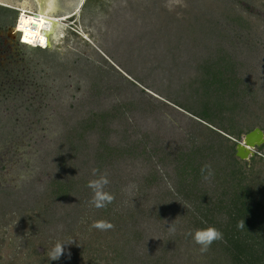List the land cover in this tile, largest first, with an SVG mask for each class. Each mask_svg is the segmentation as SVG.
<instances>
[{
    "label": "rangeland",
    "instance_id": "rangeland-1",
    "mask_svg": "<svg viewBox=\"0 0 264 264\" xmlns=\"http://www.w3.org/2000/svg\"><path fill=\"white\" fill-rule=\"evenodd\" d=\"M17 5L34 9L32 2L0 0L1 7L12 10L0 14V50L7 48L0 59V264H87L89 257L106 264L114 248L127 244L151 261L162 254L159 242L175 237L167 254L174 256L171 264H230L221 251L202 252L182 234L188 223L179 220L180 208L153 219L149 210L159 204L157 197L147 193L139 204L135 201L129 180L141 174L139 164L112 160L93 167L92 150L105 134L119 145L144 135L151 146L172 151L192 133L199 135L194 117L170 101L197 107L194 81L202 64L219 56L236 62V85L242 90L232 100L223 99L233 106L222 109L223 121L237 122L239 134L232 140L242 138L245 126L264 127V0H112L99 12L83 14L79 35L66 30L61 40V27L48 50L35 54L18 48ZM103 111L112 114L111 124L84 123ZM250 159L252 174L264 179V146ZM96 167L111 178L121 175L113 189L115 197L120 193L116 203L121 198L131 212L139 206L149 213L140 210L126 220L116 216L109 221L111 229L94 228L100 220L91 211L93 192L85 182L98 178ZM84 171L80 191L87 188L90 197L50 200L53 179L67 181L69 173L78 177ZM75 198L88 202L90 212L82 210L71 228ZM62 240L72 241L64 243L59 259L50 260V250ZM108 242L112 248L107 249Z\"/></svg>",
    "mask_w": 264,
    "mask_h": 264
},
{
    "label": "trees",
    "instance_id": "trees-1",
    "mask_svg": "<svg viewBox=\"0 0 264 264\" xmlns=\"http://www.w3.org/2000/svg\"><path fill=\"white\" fill-rule=\"evenodd\" d=\"M8 12L12 13V10L0 6V14ZM17 44L21 50L24 49L34 54L48 50V47L41 49L22 43ZM5 50H7L5 46L2 51L0 50V59ZM7 56H12V54ZM235 63L219 56L217 61L202 64L200 78L194 81L192 87L194 94L198 96L197 107L192 106V102L191 104H179L177 101L169 100L194 117L201 130L199 135L192 133L190 141L179 146L175 151L170 148V151L167 150L168 148L159 149L151 146L144 135L139 136L135 143L113 144L109 142L105 132L104 138L98 140L93 146L92 154L93 162H95L93 167L100 163L102 165L109 163L112 160H119V162L129 160L133 165L139 164L141 174L130 178L129 181L134 185L133 191L137 193L134 199L138 204L147 193L155 195L159 200V204L154 210H149L152 211L153 219L164 218L167 210L178 207L180 208L179 220L188 223L187 228L182 229L183 235L197 228L213 226L223 235L221 240L212 243L209 247L211 250L221 251L230 264H264V179L252 174L253 159L240 160L235 156L236 142L232 140V137L234 134L237 136L239 134L235 128L237 122L232 121L231 118L224 122L221 113L222 109H233V106L227 107L224 104V97L232 100L238 91H242L236 85L238 80L237 73H234ZM217 95L219 98H215ZM193 97L191 96V101H193ZM235 103L230 104L236 106ZM111 116L112 114L107 111L92 113L84 123L95 127H104L105 124L112 123ZM245 127L247 130L245 133H247L258 126ZM259 128L264 131V127ZM69 136L65 140L68 146L73 148L71 136ZM145 136L147 135L145 134ZM101 137L100 134L99 138ZM79 138L77 137V139ZM263 146L264 143L260 147ZM73 152L75 153L76 150ZM81 156L86 158L85 161L89 158L85 148ZM83 164L86 165V162ZM85 167L83 166V168ZM98 171L99 175L103 174L101 168ZM86 174L88 172L84 171L77 177L75 173H69L67 181L63 178L53 179L47 191L48 197L51 201H53L52 199L74 196L79 198L81 193L82 197H90L92 194L87 188L83 189L84 192L80 191L82 189L80 178ZM120 177L121 175L118 174H114V178L108 177L111 181L107 185V191L111 194H113V189H116L115 186L121 184ZM85 184L87 185V182ZM155 188L156 191H154ZM119 195L120 193L116 197L118 198ZM116 197L104 208L92 206L91 211L94 210L93 212L99 220L104 221L106 218L111 221L115 220L116 216L119 219H130L138 216L140 210H144L136 206V210H132L133 214L129 207L122 206L124 201L121 198H119L121 202L116 203ZM77 198L73 200L72 207L75 217L70 218L71 225L68 222L71 228L77 225L78 219H80L78 216L83 213L82 210L90 212L87 206L88 202L84 203ZM39 202L41 201L39 200ZM144 211H146L144 215L149 213L147 210ZM171 214L173 213L171 212ZM67 220L69 221V219ZM137 235L139 234L136 232V236H132L131 239L136 241ZM174 239L159 242L161 246L158 249L162 254L158 259L144 261L145 257L137 256L135 245L127 244L124 245L123 250L114 248L112 256L105 257L108 260L106 264H171L175 261L172 259L174 256H167V254L170 251V244L178 240L177 237ZM105 246L107 249L112 248L109 242ZM126 246L130 248L127 249ZM107 249L103 250L107 251ZM85 250L90 253L88 246ZM86 260L87 264H98V261L103 259L89 257Z\"/></svg>",
    "mask_w": 264,
    "mask_h": 264
},
{
    "label": "flooded vegetation",
    "instance_id": "flooded-vegetation-1",
    "mask_svg": "<svg viewBox=\"0 0 264 264\" xmlns=\"http://www.w3.org/2000/svg\"><path fill=\"white\" fill-rule=\"evenodd\" d=\"M14 1L18 2V3H20V2H32L33 6H34L33 7L34 9L32 11H30L31 9H27L26 7L25 8L19 7L17 5L15 8L16 14H17L16 18H18L19 13H21L22 8H24L26 13L31 15V16H34V18L36 15H39V14L41 15L43 13L46 16L45 19L47 22H51V23L61 22V23H58V24H61V26L63 28V33L60 36L61 40L65 37V35L67 33L66 30L72 31L73 34H75L76 36L79 35V31L80 32L82 31L81 18L83 17L84 13L99 12L102 9L101 7L106 6L108 3H110V1L112 2V0H110V1H108V0H46V2H48V4L50 3V7H47L43 10L42 7L39 8V6L43 5L44 0H14ZM61 6H63V7H61ZM19 9H20V11H19ZM15 22H16V20H15ZM15 24H17V23H15ZM44 31L45 30L41 28V32L44 33ZM45 35H47V34H45ZM51 45H52V42H49L48 48Z\"/></svg>",
    "mask_w": 264,
    "mask_h": 264
},
{
    "label": "clouds",
    "instance_id": "clouds-1",
    "mask_svg": "<svg viewBox=\"0 0 264 264\" xmlns=\"http://www.w3.org/2000/svg\"><path fill=\"white\" fill-rule=\"evenodd\" d=\"M48 43H49V39H48ZM97 171L98 169H94L93 174L95 175ZM201 171L203 172L204 169L202 168ZM109 182L110 181L106 173L99 175L98 178L96 179L87 181L86 186L90 188L93 192L91 204L95 208H104L107 204L112 203L113 200L115 199L113 194H111L108 191H105V186L108 185ZM92 226L97 229L105 230V229H111L113 227V224L109 221L100 220V221L94 222ZM186 235L191 236L194 243L199 245L200 250L204 252L208 250V248L212 245L214 241L221 240L223 234L217 228L213 226H209L206 228H197L195 230L189 231L188 233H186ZM71 241L70 240L58 241L54 245V247L50 250V254L48 258L50 260L59 259V257L61 256L63 252L64 243L71 242Z\"/></svg>",
    "mask_w": 264,
    "mask_h": 264
},
{
    "label": "bare ground",
    "instance_id": "bare-ground-1",
    "mask_svg": "<svg viewBox=\"0 0 264 264\" xmlns=\"http://www.w3.org/2000/svg\"><path fill=\"white\" fill-rule=\"evenodd\" d=\"M40 7H42V9L44 10L45 8L50 7V3L48 4V2H46V0H44L43 5L39 6V8ZM61 7H63V6H61ZM19 11H20V9H19ZM30 11H32V10H30ZM45 18H46V16L43 13L41 15L40 14L36 15L34 18V16L27 14L26 11L24 10V8H22V12L18 16V18H16V23H17V24H15L17 27L16 31L20 32V37L22 36L23 40L28 41V42H33V41H36L37 39H42L44 37L43 34L44 33L46 34L49 30H52L53 26H55V22H53V23L47 22ZM58 23H61V22H58ZM56 27H57L56 28L57 29L56 32H57L58 26H56ZM41 28H44V30H45L44 33L41 32ZM57 33L52 34V36H51L52 40L58 36Z\"/></svg>",
    "mask_w": 264,
    "mask_h": 264
},
{
    "label": "water",
    "instance_id": "water-1",
    "mask_svg": "<svg viewBox=\"0 0 264 264\" xmlns=\"http://www.w3.org/2000/svg\"><path fill=\"white\" fill-rule=\"evenodd\" d=\"M56 26H58V30L62 27L55 22V26H53L52 30L46 33L49 42H52L51 36L53 32L57 30ZM263 143L264 131L259 127H255L251 131L245 133L240 140L236 141L235 156L239 159L248 160L255 153H257V148L260 147Z\"/></svg>",
    "mask_w": 264,
    "mask_h": 264
},
{
    "label": "built area",
    "instance_id": "built-area-1",
    "mask_svg": "<svg viewBox=\"0 0 264 264\" xmlns=\"http://www.w3.org/2000/svg\"><path fill=\"white\" fill-rule=\"evenodd\" d=\"M42 29H44V28H42ZM43 35H44V37L42 39H37L36 41H33V42H28V41L23 40L22 36L20 37L19 41H20V43L26 44V45L31 46V47L44 49L48 46V39H47L45 34H43Z\"/></svg>",
    "mask_w": 264,
    "mask_h": 264
}]
</instances>
